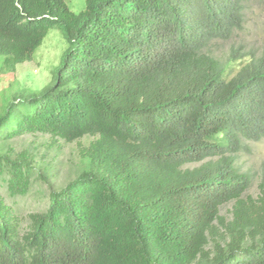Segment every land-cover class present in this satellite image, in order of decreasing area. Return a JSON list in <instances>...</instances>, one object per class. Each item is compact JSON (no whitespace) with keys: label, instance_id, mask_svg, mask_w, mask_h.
I'll use <instances>...</instances> for the list:
<instances>
[{"label":"trees","instance_id":"1","mask_svg":"<svg viewBox=\"0 0 264 264\" xmlns=\"http://www.w3.org/2000/svg\"><path fill=\"white\" fill-rule=\"evenodd\" d=\"M251 0H0L6 75L48 33L66 48L49 84L0 104V181L37 173L26 134L80 143L76 177L26 227L0 194V264H264V182L237 166L264 138V50L207 46L243 30ZM196 165V166H193ZM232 204L230 217L221 208Z\"/></svg>","mask_w":264,"mask_h":264},{"label":"rangeland","instance_id":"2","mask_svg":"<svg viewBox=\"0 0 264 264\" xmlns=\"http://www.w3.org/2000/svg\"><path fill=\"white\" fill-rule=\"evenodd\" d=\"M64 1L68 9L74 13L85 9V0ZM251 2L243 30L236 32L229 41H212L206 48L211 54L224 57L231 47L240 45L244 46L246 51H253L257 55L262 53L264 50V0H251ZM65 48L66 42L61 32L53 29L36 50L32 60L18 65L16 73L6 75L2 69L3 57L0 56V104L2 99L17 95L20 89L37 91L49 84ZM79 144L87 145L88 140H82L80 143L59 141L53 144L46 135L26 134L9 142V146L16 152L31 150L37 157L39 168L37 173H47L48 176L46 181L34 179L28 195L15 199L8 196L5 186L0 181V194L20 216L22 227H26L29 214L41 211L47 206L50 188L57 190L63 188L76 177L80 165ZM246 147L247 149L238 155L237 166L241 172L251 177V184L244 197L257 198L259 184L264 182V138L259 142H247ZM231 208V203L224 205L221 208V215L230 217Z\"/></svg>","mask_w":264,"mask_h":264}]
</instances>
